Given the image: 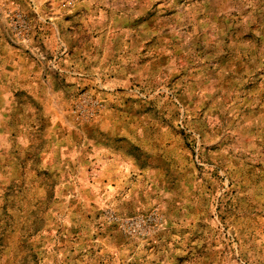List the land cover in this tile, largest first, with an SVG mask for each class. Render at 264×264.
<instances>
[{
    "label": "rangeland",
    "instance_id": "rangeland-1",
    "mask_svg": "<svg viewBox=\"0 0 264 264\" xmlns=\"http://www.w3.org/2000/svg\"><path fill=\"white\" fill-rule=\"evenodd\" d=\"M0 264H264V0H0Z\"/></svg>",
    "mask_w": 264,
    "mask_h": 264
},
{
    "label": "crops",
    "instance_id": "crops-1",
    "mask_svg": "<svg viewBox=\"0 0 264 264\" xmlns=\"http://www.w3.org/2000/svg\"><path fill=\"white\" fill-rule=\"evenodd\" d=\"M54 25L56 27L61 28V22H55ZM63 33L68 36L63 30ZM76 34L79 39L75 46L71 45L70 42L67 41V45L70 48L71 55L69 59V66H74V69L77 67L85 66L82 64V60L85 59L84 52L89 50V47L94 41L100 40L107 42L109 40V36H111V30L105 31L104 33L95 34L97 38H94L92 30L88 27L77 28L73 32ZM39 40V39H38ZM41 43L45 46L43 47L46 52L48 50H56L57 49V40L55 38L54 30L48 31V33H44L41 39ZM11 61L8 64L5 73H2V76L6 78L4 87V92L6 93L5 97L7 99H15L16 94H20L22 92L27 93H35L39 92L40 83L41 86L44 84L42 78V72L40 71L39 62L33 59L29 54L24 53L21 49L12 48L11 50ZM36 73L35 78L32 77V74Z\"/></svg>",
    "mask_w": 264,
    "mask_h": 264
},
{
    "label": "built area",
    "instance_id": "built-area-1",
    "mask_svg": "<svg viewBox=\"0 0 264 264\" xmlns=\"http://www.w3.org/2000/svg\"><path fill=\"white\" fill-rule=\"evenodd\" d=\"M13 27L14 31L25 39L31 29V22L27 17L23 15H17L14 20Z\"/></svg>",
    "mask_w": 264,
    "mask_h": 264
}]
</instances>
